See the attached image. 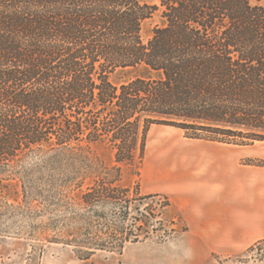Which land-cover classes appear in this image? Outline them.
<instances>
[{
  "label": "trees",
  "instance_id": "obj_1",
  "mask_svg": "<svg viewBox=\"0 0 264 264\" xmlns=\"http://www.w3.org/2000/svg\"><path fill=\"white\" fill-rule=\"evenodd\" d=\"M157 1L166 25L144 44L154 9L139 0H0V235L18 224L80 261L121 254L151 237L152 221L168 225L147 210L136 226L130 206L159 195H131L118 166L143 160L152 125L191 140L264 142V7ZM118 69L143 74L114 85ZM97 143L113 167L91 155Z\"/></svg>",
  "mask_w": 264,
  "mask_h": 264
},
{
  "label": "crops",
  "instance_id": "obj_2",
  "mask_svg": "<svg viewBox=\"0 0 264 264\" xmlns=\"http://www.w3.org/2000/svg\"><path fill=\"white\" fill-rule=\"evenodd\" d=\"M156 133L146 143L144 194L166 197L162 218L185 228L168 241L169 264H218L213 256H238L264 240V167L244 163L262 157L254 145Z\"/></svg>",
  "mask_w": 264,
  "mask_h": 264
},
{
  "label": "rangeland",
  "instance_id": "obj_3",
  "mask_svg": "<svg viewBox=\"0 0 264 264\" xmlns=\"http://www.w3.org/2000/svg\"><path fill=\"white\" fill-rule=\"evenodd\" d=\"M139 2L141 5L154 9L150 17L141 23V39L144 44H147L152 37L153 31L158 28H163L166 25V21L163 17V8L160 7L157 0H139ZM249 5L251 7H264V0H249ZM142 74V72L134 69H118L110 75L109 79L112 84L120 85ZM155 133L158 135L168 134V140L171 137L181 138L183 136L181 130L163 125H152L147 134V144ZM252 145H254V153L256 152L262 157L246 159L244 162L247 160L264 161V142H254ZM90 153L108 167L115 165L113 151L102 143L91 145ZM118 166L121 171L122 185L130 189L131 195H133L134 189L138 188L140 197L150 196L144 194L145 184L143 174L146 169V151L141 162L136 161L130 166L124 164ZM91 173L93 174L94 171L92 170ZM89 182L86 181V183ZM164 198L166 197L159 195L154 199L144 200L141 205H138L136 201L133 202L130 206V217L139 220V222H136V226H138L143 219L142 216L146 215L147 210H151L155 215H159L158 219L164 224H168L166 227L162 228L156 222L152 221L149 230L155 229V232L152 233L149 239L135 244H127L121 254L98 251L87 261V264H169L167 258L171 251L168 250V241L181 232L180 227L182 225L180 222H175V225L171 226L169 224L170 222L162 218V211L166 207L160 209V205L163 204ZM14 225V228L10 229L8 234L0 235V264L79 263L80 260L76 258L71 246L47 243L40 237L27 236L23 230L20 231L16 228L19 226L18 224ZM165 233H168V239L160 240ZM251 247L254 248L252 251L249 250ZM251 247L238 256L217 255L213 256L211 260L218 262V264H264V240L254 243ZM172 256L173 262H175L176 257L179 255H176L174 252ZM156 259L159 260L158 263L154 261Z\"/></svg>",
  "mask_w": 264,
  "mask_h": 264
}]
</instances>
